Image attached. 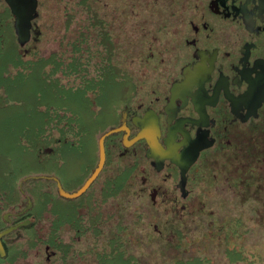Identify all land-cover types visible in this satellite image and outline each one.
I'll return each mask as SVG.
<instances>
[{
  "label": "rangeland",
  "instance_id": "obj_1",
  "mask_svg": "<svg viewBox=\"0 0 264 264\" xmlns=\"http://www.w3.org/2000/svg\"><path fill=\"white\" fill-rule=\"evenodd\" d=\"M95 1L110 21L119 0ZM155 1L123 0L120 25H102L81 0H41L36 38L24 43L9 11L7 21L0 13V213L27 200L20 182L33 202V223L13 237V264H264L262 202L236 194L225 173L195 184L183 208L167 200L172 187L159 173L166 194L151 200L150 187L139 190L145 171L126 155L118 162L130 170L114 171L109 156L78 197L61 195L49 177L24 178L54 173L77 188L122 104L174 64L180 24L166 27L174 6Z\"/></svg>",
  "mask_w": 264,
  "mask_h": 264
},
{
  "label": "flooded vegetation",
  "instance_id": "obj_2",
  "mask_svg": "<svg viewBox=\"0 0 264 264\" xmlns=\"http://www.w3.org/2000/svg\"><path fill=\"white\" fill-rule=\"evenodd\" d=\"M40 1L0 0V13L4 12L7 21L8 10L13 25L15 13L23 14L28 38H36ZM166 2L158 4L156 0L154 4L190 8L187 12L171 9L174 14L171 21L168 14L162 18L167 21L166 27L177 20L180 24L173 46L175 62L161 78L155 77L146 86L136 87L137 97L124 102L117 120L101 131L100 135L116 127L104 136L105 161L85 190L104 170L109 156L115 155L114 171L121 172L125 165L118 161L126 155L142 165L145 174L138 189L147 191L150 187L151 200L158 194H166L157 181L158 173L172 187L167 200L178 202L182 208L195 184L203 180L213 182L225 173L236 194L262 202L264 0ZM83 3L87 18L93 23L103 25L117 19L120 25L126 5L123 0L114 7L115 16L110 21L103 4L98 5L95 0H83ZM105 32L101 31V38H106ZM181 167L184 168L182 187ZM256 171L260 173L258 177ZM47 174L42 177H49L55 183L59 179L54 173ZM20 190L27 200L15 210L9 209L8 215L0 213V264H13L7 260L11 244L21 235L22 227L33 223L27 216L33 202L21 182ZM12 232L15 234L9 236Z\"/></svg>",
  "mask_w": 264,
  "mask_h": 264
},
{
  "label": "water",
  "instance_id": "obj_3",
  "mask_svg": "<svg viewBox=\"0 0 264 264\" xmlns=\"http://www.w3.org/2000/svg\"><path fill=\"white\" fill-rule=\"evenodd\" d=\"M24 16L21 13H15V27L17 31V37L20 43H24L28 39V34L26 32V25L24 23ZM116 127L111 128L110 130L105 131L102 133L98 138V160L95 165V167L92 169L91 173L86 177V179L83 181V183L78 186L77 188L73 190H68L61 184L60 180L56 178V185L57 190L61 195L65 196H75L81 193L83 190L86 189V187L90 184V182L95 178L97 173L100 171L101 167L103 166V163L105 161V148H104V136L106 133L111 131L112 129H115ZM183 167H181L180 171V187L183 185Z\"/></svg>",
  "mask_w": 264,
  "mask_h": 264
},
{
  "label": "trees",
  "instance_id": "obj_4",
  "mask_svg": "<svg viewBox=\"0 0 264 264\" xmlns=\"http://www.w3.org/2000/svg\"><path fill=\"white\" fill-rule=\"evenodd\" d=\"M81 1H83V0H81ZM103 36H104V35H103ZM106 39L109 40V38H107V37H106V38L103 37V38H102V41L105 42V43H107V42H106ZM108 65L111 66V63L109 62ZM108 69H110V68L108 67ZM106 70H107V69H106ZM104 72H105V70H103V74H104ZM124 169H127V168H124ZM127 170H128V169H127ZM127 170H126V171H127ZM256 173H257L256 176L258 177V175H260V173L258 174V171H256ZM28 176L42 177V176H49V175H48L47 173H46V174H45V173H36V174H32V175H25L24 178H26V177H28ZM118 178H119V176H118ZM119 179H123V177L121 176V178H119ZM111 184H114V183H111ZM116 185L119 186V185H121V183L116 184ZM105 188H106V186H105ZM262 209H263V212H264V200L262 201ZM263 215H264V213H263ZM70 220H71V219H70ZM29 224H32V222H30Z\"/></svg>",
  "mask_w": 264,
  "mask_h": 264
}]
</instances>
